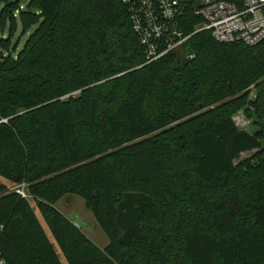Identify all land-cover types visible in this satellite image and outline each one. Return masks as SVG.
Instances as JSON below:
<instances>
[{
	"label": "trees",
	"instance_id": "obj_1",
	"mask_svg": "<svg viewBox=\"0 0 264 264\" xmlns=\"http://www.w3.org/2000/svg\"><path fill=\"white\" fill-rule=\"evenodd\" d=\"M0 46V176L54 238L0 182L9 264H264V40L203 30L144 65L122 0H0ZM69 193L105 247L55 206Z\"/></svg>",
	"mask_w": 264,
	"mask_h": 264
},
{
	"label": "built area",
	"instance_id": "obj_2",
	"mask_svg": "<svg viewBox=\"0 0 264 264\" xmlns=\"http://www.w3.org/2000/svg\"><path fill=\"white\" fill-rule=\"evenodd\" d=\"M139 38L145 62L179 52L190 37L203 30L221 43L255 46L264 40V0H122ZM193 24L188 32L187 25ZM25 198V184L12 187ZM76 225H78L76 223ZM5 225L0 221V236ZM0 264H9L0 252Z\"/></svg>",
	"mask_w": 264,
	"mask_h": 264
},
{
	"label": "rangeland",
	"instance_id": "obj_3",
	"mask_svg": "<svg viewBox=\"0 0 264 264\" xmlns=\"http://www.w3.org/2000/svg\"><path fill=\"white\" fill-rule=\"evenodd\" d=\"M28 34L22 35L21 34V28L18 29L16 32V35L12 39V44H15L18 39H20L19 48L22 47L23 43L27 39ZM1 49V46H0ZM250 94L249 99L253 101L257 96V90H256V83L250 86L249 88ZM75 94H79V92H75ZM248 109H252L251 105L247 106ZM233 119L236 122L237 126L240 129H244L248 131L251 134H255L259 132L261 129V125L259 124V119L253 114L250 115L249 112L245 109H241L237 111L233 115ZM261 151V148H256L247 152H243L240 157L236 160V162L242 161V160H249L255 157V155L258 154V152ZM0 182L5 183L8 185V187H14L16 185L10 184L7 180H5L3 177L0 176ZM29 200L31 204L34 206L36 214L44 227L45 231L47 232L49 238L53 240V236L51 234L50 229L48 228L47 221L43 214L39 211V209L36 206V203L32 200V198L29 197ZM55 206L61 210L67 217L72 219L75 223H77L86 234L87 236L95 242L99 247L103 248L109 243V238L105 231L102 229L100 224L95 219L93 213L91 210H89L86 207L85 200L73 193L66 194L62 199H60ZM62 261L64 264H68L65 258L62 256Z\"/></svg>",
	"mask_w": 264,
	"mask_h": 264
},
{
	"label": "crops",
	"instance_id": "obj_4",
	"mask_svg": "<svg viewBox=\"0 0 264 264\" xmlns=\"http://www.w3.org/2000/svg\"><path fill=\"white\" fill-rule=\"evenodd\" d=\"M76 222V221H75Z\"/></svg>",
	"mask_w": 264,
	"mask_h": 264
}]
</instances>
